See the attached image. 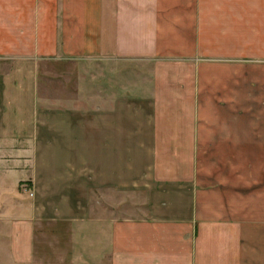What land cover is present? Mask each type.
<instances>
[{
	"label": "crops",
	"instance_id": "crops-1",
	"mask_svg": "<svg viewBox=\"0 0 264 264\" xmlns=\"http://www.w3.org/2000/svg\"><path fill=\"white\" fill-rule=\"evenodd\" d=\"M44 62L78 66L63 99ZM13 174L78 264H264V0H0L1 193Z\"/></svg>",
	"mask_w": 264,
	"mask_h": 264
},
{
	"label": "rangeland",
	"instance_id": "rangeland-1",
	"mask_svg": "<svg viewBox=\"0 0 264 264\" xmlns=\"http://www.w3.org/2000/svg\"><path fill=\"white\" fill-rule=\"evenodd\" d=\"M91 68L92 67L89 69ZM78 72L79 69L76 64L69 63L63 65L50 62L40 63L38 78L39 98H51L53 96L57 101L63 99V97H65L63 90H73V88L77 87ZM41 101L43 100H39V102ZM51 104L52 102H44V105H46L44 108H47V106H50V108L54 107L55 110H60V108H62L59 102L53 105ZM42 111L43 110H41L40 113L45 117L46 112ZM58 130L60 131V127ZM16 146L19 145H7V156H10L12 154L11 152L16 151ZM20 146L26 148L31 147L27 144ZM64 146L66 145L58 142L50 145L41 144L39 148L44 154H55V158L58 160H54L53 163L55 168L58 166V169H60V165L64 159L63 153L67 152L64 150ZM8 163H10V161H7V167ZM31 178L32 177L27 176L23 177V180H19L16 175H10V177L6 178V182L9 183L7 185V190L3 193L0 192V195L3 194V197L0 198V216L2 217L0 218V264H19V259L17 256L15 259L14 253L19 249L20 237L24 240L26 235L28 245L32 236L34 257L31 262H29L28 259L24 264L83 263L79 258H74L72 255L74 249L71 248L67 239H57L61 237L62 234L60 227L57 229V226L47 225L45 221L39 222L36 218H34L35 220L31 219L32 217L30 216L33 215L34 212V201L38 198V193L33 189V179ZM11 181H13V186L10 185ZM2 185L3 184L0 183V186ZM14 213H20L22 215L20 216L21 220L17 218L15 220L16 222L11 220ZM66 228L67 227H65V231ZM63 235L67 238V231L63 233ZM22 258H25V256H22Z\"/></svg>",
	"mask_w": 264,
	"mask_h": 264
}]
</instances>
